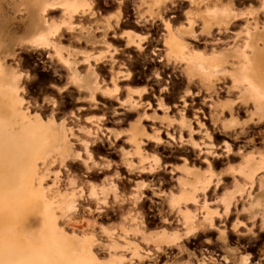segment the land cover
<instances>
[{"label":"rangeland","instance_id":"obj_1","mask_svg":"<svg viewBox=\"0 0 264 264\" xmlns=\"http://www.w3.org/2000/svg\"><path fill=\"white\" fill-rule=\"evenodd\" d=\"M43 1L52 3L55 0ZM88 1L91 3L93 15L87 13L75 16L70 20L72 27L70 29L61 24V8L48 6L45 13L48 25L60 28L54 36L48 35L49 30L44 32L46 37L48 35L47 40L51 46L36 48L30 43L34 34L27 31V21L23 18L25 14L23 15L24 12L18 6V0H0L2 35L0 38H3L0 40V63L6 74L11 75L14 72L17 77L16 96L21 101L22 109H25L30 118L37 117L43 124L52 118L56 126L63 124L65 129H71L73 134H68V140L73 152L80 151V156L86 158L84 146L87 141V149L93 156L92 161L86 163L89 169L82 159L76 167L70 166L68 158L64 161V167L55 161L49 166V175L43 181V185L51 186L52 182L56 181L55 174L59 171L57 174L59 191L80 195L77 197V210L72 216L71 224L77 225L80 231H89L88 225L95 221L93 232L103 241L105 237L100 233V225L114 229L117 235L123 234L124 229L128 230V240L155 254L152 261H143V264H199L202 261L207 264H239V259L245 254L250 258L254 255L258 260L260 257L258 245L264 242L259 236L264 234H261L255 225L260 221L264 209L256 205L255 200L246 201L245 210L240 204L232 206L228 217L223 220L214 217V223L218 228L225 229L223 238L221 233L204 230L194 237L182 238L178 242L179 247L164 246L161 253L154 251L153 243L161 237L157 236V233L161 234L162 228L167 230L166 235H172L173 231L183 232L188 226L183 220V208H189L195 214V224H206L203 211L198 209V204L177 202L182 189L180 179L188 171L197 169L203 173L206 171L211 176L212 186L205 193H197V199L199 203L203 198L209 201V207L214 215H220L224 210L219 201L220 197L225 196L233 201L241 194L239 187L248 186L249 178L245 179L237 170L248 155L258 157L259 153L264 154V125H247L248 112H243L239 106L234 113L238 125L233 132L222 129L231 113L223 112L215 125L210 118H203V115L199 114V120L208 131L217 136L215 142L218 147H213L212 150L219 156H210L206 152L208 146L206 129L199 127L193 118V109L201 108L204 113H208L216 101L241 99L245 96V91L239 88L226 92L224 86L231 84L226 79L224 83L218 84L219 90L214 94L207 92L206 85L198 78L188 80L183 63L172 62V59L167 61L165 55L167 48L163 45L167 32L162 22L154 18L145 25L136 24L137 15L146 9L145 5H141L142 0H123L121 4L117 0ZM172 1L175 6H170L164 13V18L171 21V28L182 27L186 24L187 3L185 6L182 0ZM231 2L240 12L260 9L257 0ZM118 12L119 21L115 25L112 16ZM258 19L261 20L263 17L258 15ZM173 20L176 22L173 23ZM105 22L113 28H105ZM127 29L139 33L137 35L147 34V40L141 42L142 50L125 45L126 38L121 36V32ZM5 32L9 34L8 37ZM233 34L235 32L222 35L216 34L215 31L208 40L205 41L203 38L192 41V44L203 46L209 44V40L212 39L218 43L227 41L230 44L233 42L238 44L240 38L233 39ZM218 39L220 40L217 41ZM53 45L60 50L63 58L67 57L68 53H73L70 58H73L75 71L80 76L89 72L87 69L96 64L93 69L97 74L98 88L94 90L88 88L82 80L74 82L70 78V70L56 55ZM104 51H106L104 58L96 63L94 55ZM126 74H129L128 79H124ZM156 74L160 75V78L155 77ZM115 87L117 91H113ZM141 89H146L145 93H141ZM162 89L166 91L162 92ZM188 91L189 95H185ZM49 99L52 104L46 103ZM126 99L137 103L136 107L133 108L126 103ZM183 101H187L190 105L188 108L192 110L187 109L181 115L178 109L182 108ZM150 104L151 108L148 107ZM168 119L171 123L169 126ZM136 122L146 135L158 134L161 139V143H158L143 135L140 136L138 146H141L143 156L152 158L155 155L159 157L170 155L167 160L176 163L181 161L183 164L171 167L169 173L158 172L161 168L160 159L159 168L153 174L141 173L138 170L129 172L128 170L140 166L132 163H138L140 158L136 155L129 156L134 149L131 141ZM190 127L198 129L199 132L189 133ZM240 127L247 130V133L239 134ZM171 135L173 139L170 138ZM117 137L118 139H115ZM222 140L229 142L228 146L232 153L226 155ZM192 143H196L199 150L193 148ZM207 160L210 161L209 169H206ZM105 164H113V167H103ZM246 170L249 172V168ZM256 181L250 192L255 197L260 193L257 191ZM174 182L177 184V194L165 193L164 187ZM112 183L117 187L116 198L109 189ZM143 183L147 187L141 189L140 185ZM92 188L99 194V198L103 197L101 191L106 194L105 205L90 196ZM134 194L141 196V201L136 205L131 202ZM259 199L261 201L264 199V193L259 195ZM252 215L257 216L253 223L250 218ZM130 216L136 217L135 221L131 220ZM141 216L144 226L138 221ZM235 224H238L237 229L240 232H246L252 227L255 235L234 231L233 239L229 241V230ZM138 227L142 228V232L133 234ZM144 235L148 237V244L142 240ZM213 240L215 243H210ZM249 249L253 250V253L248 252ZM123 253L127 257L130 256L128 250ZM99 257L104 259L106 256L100 253ZM261 264H264V261H261Z\"/></svg>","mask_w":264,"mask_h":264},{"label":"bare ground","instance_id":"obj_2","mask_svg":"<svg viewBox=\"0 0 264 264\" xmlns=\"http://www.w3.org/2000/svg\"><path fill=\"white\" fill-rule=\"evenodd\" d=\"M182 1L185 2V0ZM231 1L186 0L188 7L185 13L186 24L182 27L171 28V21L164 18V13L170 9V6H175L174 1L142 0L141 5H145L146 9L143 13L137 15V21L140 23L136 21V24L140 25H145L154 18L162 22L167 32L163 41V45L167 48L165 49L167 61L172 59V62L183 63L188 80L198 78L206 85L207 92L214 94H217L219 90L218 84L224 83L226 79L231 82V84L224 86L226 92L239 88L245 91V96L241 99L216 101L208 113H204L201 108L193 109V118L199 124V127L206 129L205 137L208 140L206 152L210 156H219L218 153L212 150L213 147H218L215 142L217 136L208 131L204 123L199 120V114L203 115V118H210L215 125L217 118L223 112L231 113V117L222 129L233 132L238 125L234 113H236L235 110L239 106L243 109V112H248L249 121H247V125H264V0H257L260 6L259 10L245 12L238 11ZM117 2L121 4V0H117ZM52 5L61 8V24L69 29L72 28L70 20L75 16H83L87 13L93 15L94 13L88 0H55L52 3L43 0H18V6L24 12L23 15L25 14L23 18H26L27 21V31L34 34L30 43L36 48L51 46L52 44L47 40L48 35L54 36L59 31V26L51 27L48 25L45 16L48 6ZM258 15H261L263 19H258ZM112 17L115 20V25H117L119 12ZM106 27L108 29L113 28L109 23L105 24ZM84 28L82 30L85 31L86 28ZM48 30L50 34L48 33L46 37L44 32ZM215 31L216 34L222 35L235 32L233 39L240 38V42L238 44L235 42L230 44L227 41L218 43L212 39L209 40V44L203 46L192 44V41L195 40L203 38L205 41L208 40ZM125 33L128 35H125ZM137 34L139 33L132 29L121 32V36L126 38V46H133L142 50L141 42L146 41L147 38L140 40L139 37H147V34ZM0 36L2 35L0 34ZM11 36L13 37V35ZM2 39L0 38V40ZM8 40L10 39L8 38ZM53 46L56 55L63 60L70 70V78L74 82L82 80L85 82L82 83L86 87L93 90L98 88L97 74L93 69L96 64L91 65V68L87 69L90 71L80 76L75 71L73 58H70L73 53H68L67 57L63 58L60 50L55 45ZM105 52L94 55L96 63L104 58ZM88 57L91 58L90 55ZM86 63L88 64V62ZM5 71L0 63V264H143V261H152V256L155 254L151 253L149 249L141 248L136 242L128 240L127 235L129 232L126 229L122 230L123 234L117 235L114 229L100 225V233L105 237L103 241L93 232L95 221L88 225L90 227L89 231H80L77 225L76 227L71 224L72 216L77 210V197H80V195L76 196L74 192L59 191L57 175L59 171L55 174L56 181H53L51 186L45 187L43 181L48 177V169L52 163L58 161L64 167L65 159L80 155V151L73 152L72 146L69 144L68 134L72 135L73 133L71 129H65L63 124L56 126L52 118L45 124L41 123L37 117L30 118L25 109H22L21 101L16 96L18 90L17 77L13 74V71L11 75L10 73L6 74ZM155 77L160 78V75L156 74ZM128 78L129 74L124 75V79ZM113 91H117V87ZM195 94L198 95L197 92ZM127 102L133 108L137 105V103L129 100ZM188 106H190L189 103L183 101L182 108L178 109L181 115L187 109L192 110ZM233 121H235L234 124ZM182 123L183 120L180 121V124ZM135 124L131 141L134 144V149L129 156L136 155L140 158L138 163L132 162L134 165L140 164V166L128 171L138 170L141 173L153 174L159 168L160 157L157 155L152 158L143 156L144 154L141 153L142 148L138 146V143L142 135L146 138L151 137L153 141H160L159 143H161V139L158 134L146 135L138 127V124ZM170 124L168 119V126ZM188 131L189 133L199 132L198 129H192L191 127ZM242 132L243 134L247 133V130L240 127L239 134H242ZM209 136L211 139L208 138ZM170 138L173 139V136ZM115 139H118V137ZM87 143L86 141L84 146L86 158L81 157L85 165L87 161L93 159L92 153L87 149ZM221 144L226 149V155L232 153L228 146L229 142L222 140ZM192 145L193 148L199 150L196 143H192ZM207 162L206 169H209L210 161L207 160ZM86 168L89 169L87 165ZM247 168H249V172L246 170ZM237 172L245 179L249 178L248 186L246 188L239 187L241 194L233 201L225 196L220 197L219 201L224 210L220 215H214L209 207V201L203 198L202 202L199 203L197 199V193H205L212 186L211 176L208 175V172L203 173L197 169L188 171L180 179L182 189L177 202L198 204V209L203 211V219L206 224H195V214L189 208H183V220L188 223V226L185 227L183 232L173 231L172 235H166L167 230L162 228L163 232L161 234L157 233V236L161 237L153 243L154 251L161 253L164 246L179 247L178 242L182 238L194 237L204 230L217 233L223 232L224 234L225 229L218 228L214 223V217L217 216L222 220L227 218L230 208L236 206V204H240L242 209L245 210V202L255 200L256 205L262 206L264 209V199L262 201L259 199V195L264 193L263 152L259 153L258 157H254L253 154L248 155ZM257 177L258 181H256ZM254 181H256L257 191L260 192L256 197L250 193ZM141 185V189L146 188L141 187ZM109 189L116 198V184L112 183ZM101 194L103 197L99 198V194L92 188L90 196L96 198L97 201H103L102 204L105 205L106 194L102 191ZM139 201H141V196L134 194L131 202L136 205ZM98 210L99 207L96 211ZM256 217V215L250 217L252 223ZM130 219L135 221L136 217L130 216ZM260 220L264 223V212L260 215ZM138 221L141 226L145 225L142 216ZM209 223L213 227H209ZM238 224H235L237 225L235 232L249 233V229L246 232L238 231ZM140 232H142V228L138 227L133 231V234H140ZM188 232L191 233L184 235ZM175 234L178 238L175 239V242H171ZM142 240L145 244L149 243L146 235ZM126 250L130 254L129 257L123 253ZM100 253L106 257L104 259L100 258ZM126 258L127 261H125ZM199 264L207 263L202 261Z\"/></svg>","mask_w":264,"mask_h":264},{"label":"snow or ice","instance_id":"obj_3","mask_svg":"<svg viewBox=\"0 0 264 264\" xmlns=\"http://www.w3.org/2000/svg\"><path fill=\"white\" fill-rule=\"evenodd\" d=\"M121 2H123V0H121ZM245 2H247V0H245ZM253 2H255V0H253ZM185 6H186V0H185ZM52 7H54V5H52ZM175 22L176 21L173 20V23H175ZM137 23H139V21H137ZM125 35H128V34L125 33ZM146 38L147 37H145V36L139 37L140 40H145ZM137 47H139V45H137ZM140 91L143 92V91H146V89H141ZM161 91L163 92L166 90L162 89ZM185 95H188V93H185ZM46 103L52 104L53 102L49 99V100H46ZM148 107L151 108L152 105L150 104V105H148ZM225 115H227V113H225ZM232 123L234 124L235 121H233ZM208 138L211 139L210 136ZM149 139H151V137H149ZM159 142L160 141H158V143ZM125 155H127V153H125ZM68 159L70 162V166L76 167L81 161V156L75 155V156L69 157ZM103 167H109L110 168V167H113V164H105V165H103ZM77 170H79V169H77ZM141 187H147V185H141ZM101 203H103V201ZM241 219H243V218H241ZM208 226L213 227L210 223L208 224ZM255 226L258 227L259 232L261 234H264V223H262L261 220L257 221ZM236 227H237V225H234L233 228L231 230H229V235H228L229 241H231L233 239L232 232L235 231ZM193 231H195V229H193ZM217 231H219V230H217ZM248 231H249V233H253V228L250 227ZM190 233L191 232L184 233V235H189ZM253 235H255V233H253ZM177 238H178V236H177V234H175L173 236L171 242H175V239H177ZM221 238H223V232H221ZM259 239L261 241H264V236H259ZM210 243H215V240L211 241ZM258 248L260 250V257L258 260L256 259V257L254 255L250 258L249 255L245 254L242 259H239V264H261V261H264V242L259 243ZM247 251L253 253V250L249 249Z\"/></svg>","mask_w":264,"mask_h":264},{"label":"crops","instance_id":"obj_4","mask_svg":"<svg viewBox=\"0 0 264 264\" xmlns=\"http://www.w3.org/2000/svg\"><path fill=\"white\" fill-rule=\"evenodd\" d=\"M164 157H166V158H164ZM164 157H160V159H161V168H160V170L158 172H160V171H166V172L169 173V170L170 169H172V168H174L176 166H180V165L183 164V162H181V161L179 163H176V162H172L171 160H167V158L170 157V155H165ZM99 162L102 163V161H99ZM174 179H175V177H174ZM166 182H169V181L166 180ZM163 183H165V182L163 181ZM163 190L165 191V193L172 192L174 194H177L178 191H177V184H176V182H174L173 184H170L169 183L168 186L164 187Z\"/></svg>","mask_w":264,"mask_h":264}]
</instances>
